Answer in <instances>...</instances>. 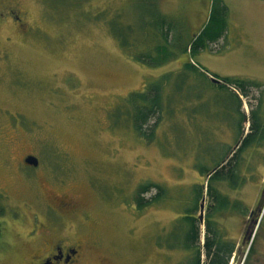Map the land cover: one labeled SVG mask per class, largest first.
<instances>
[{"label":"rangeland","instance_id":"374dc122","mask_svg":"<svg viewBox=\"0 0 264 264\" xmlns=\"http://www.w3.org/2000/svg\"><path fill=\"white\" fill-rule=\"evenodd\" d=\"M221 1L224 34L191 55L184 48L207 23L213 0H0V248L9 239L18 247L4 264H28L23 244L31 245V226L47 220L59 236L83 243L80 264L189 263L180 221L196 186L205 185L207 198L199 167H214L236 148L253 110L264 126V0ZM157 12L174 26V60L153 52L156 38L163 42L149 26ZM148 53L152 61L140 59ZM191 60L220 79L258 86L247 96L236 90L238 101L184 71ZM166 74L165 106L148 141L127 123L128 109H116ZM251 144L239 156L243 185H218L244 209L215 217L236 244L229 264H264V139ZM26 154L40 169L22 167ZM144 184L167 193L139 208L138 194L148 201L157 193L139 192ZM59 200L73 202L75 213L48 210ZM205 236L203 222L201 245Z\"/></svg>","mask_w":264,"mask_h":264},{"label":"trees","instance_id":"16d2710c","mask_svg":"<svg viewBox=\"0 0 264 264\" xmlns=\"http://www.w3.org/2000/svg\"><path fill=\"white\" fill-rule=\"evenodd\" d=\"M226 14L227 8L222 4V1L213 0L212 10L207 23L202 27L192 42L184 48L183 52L196 55L197 53H200L201 50L206 49L210 43H216L226 30ZM117 25L113 24V32L115 36L120 39L122 35L119 26ZM149 26L152 29L154 28L153 31H155V36L159 34V37L162 38L164 42L159 43V38H156L157 44H155V51L153 52L158 55H165V60H174L177 58L179 51L177 54V51H170L169 48V39L174 28L170 20L158 13L157 16H153V18L151 17ZM128 28L130 29V27ZM151 58L152 56L149 53L141 55L140 57L143 61H152L153 58ZM164 61L156 63V65L161 64ZM183 69L184 71L198 72L207 80L208 84L212 86L211 88H219L221 90L227 89V91L232 93L237 100L238 97L236 90L241 91L247 96L249 95L248 89L258 86L254 82L238 79L236 77L220 79L215 75L208 74L207 71H204L202 67L196 62H192V60L186 62ZM210 76L218 78L222 83L215 84ZM168 80L169 74H166L155 83L147 85L144 88V91L131 93L125 99L126 104L116 109V111H119L121 108L128 109L126 111L128 117L126 119L127 123L129 125L132 124L134 130L145 140L151 141L161 120L163 107L165 106L164 91L165 86L169 84ZM252 112L250 131L246 135L241 134V138L236 143V148H234L232 152H229L230 155L228 153L225 158L215 163V166L212 168L206 166L199 167L201 174L207 179V198L205 195V185L202 184L196 186L191 195V201H189L190 204L186 207L180 221V225H182V228L180 229V240L182 242L180 247L191 253L188 264H229L230 259L236 251L235 242L227 240L221 233V229L218 228V221L215 217L221 212L229 209L238 212H243L244 209L240 202H232L229 197L219 189L218 185L220 183H227L231 189H237L244 183L243 175L239 171V163L241 160L239 156L243 149L252 143L251 141L257 145L264 139L263 121L258 117L257 111L253 110ZM239 113V126L242 129L241 124L244 115L241 114L240 109ZM150 121L153 122L152 125L149 126ZM145 127H147L148 130L145 129ZM152 187L157 190V193L151 200L144 201L138 194L136 201L139 208L160 202L167 193L166 190L158 184L141 185L139 192H148ZM206 199L208 203L206 207L204 205V215L201 220L197 213L201 211V203ZM203 222H205L206 225V236L204 244L201 245L200 224L202 225ZM251 248L252 246H250L247 256L250 255Z\"/></svg>","mask_w":264,"mask_h":264},{"label":"flooded vegetation","instance_id":"af4514ba","mask_svg":"<svg viewBox=\"0 0 264 264\" xmlns=\"http://www.w3.org/2000/svg\"><path fill=\"white\" fill-rule=\"evenodd\" d=\"M16 18L18 22L22 21L20 17L17 16ZM30 156H33V154H26L21 159L22 167H27L29 169L33 168L34 170L40 169V161L37 165L28 162L27 159ZM49 209L56 210L57 213L59 212L61 218H66L69 214H74L76 211L73 202H68L66 200H59L58 208L48 205V210ZM2 221L3 220L0 219V239L2 237L4 225ZM31 227L33 228L28 234V240L31 242V245L23 244V248L31 249V255L27 262L28 264H80L85 248L81 241H75L73 243L70 241V238H66L63 235L59 236V233H57L58 226H56L53 220L43 221ZM34 227H36V229ZM11 240L12 239H9L6 242L3 250L0 248V264H4L3 260L11 256V254L13 252L15 253L18 249L16 243L13 244Z\"/></svg>","mask_w":264,"mask_h":264},{"label":"water","instance_id":"95a60500","mask_svg":"<svg viewBox=\"0 0 264 264\" xmlns=\"http://www.w3.org/2000/svg\"><path fill=\"white\" fill-rule=\"evenodd\" d=\"M212 80L215 82V83H222V81L218 80L217 78L215 77H211ZM28 162L33 164V165H37L38 164V158L34 157V156H30L28 159ZM204 200L202 201V204H201V213H200V219L202 220L203 218V215H204ZM0 234H1V226H0Z\"/></svg>","mask_w":264,"mask_h":264}]
</instances>
